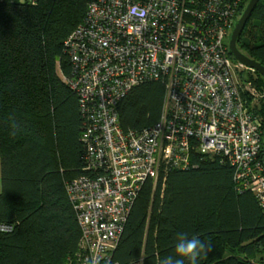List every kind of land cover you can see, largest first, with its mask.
Instances as JSON below:
<instances>
[{"label":"trees","instance_id":"obj_1","mask_svg":"<svg viewBox=\"0 0 264 264\" xmlns=\"http://www.w3.org/2000/svg\"><path fill=\"white\" fill-rule=\"evenodd\" d=\"M89 2L0 1V226L8 228L0 232V264H77L80 230L66 185L88 173L65 42ZM248 2L241 0L238 17ZM236 46L264 68V0ZM251 80L264 92L260 75ZM164 94L160 81L131 88L116 106L121 131L140 134L158 123ZM256 113L264 130V103ZM259 157L263 163L262 151ZM191 161L193 168L143 183L114 262L160 264L175 257L176 235L187 233L210 245L197 264H264V210L249 192L238 193L220 157L193 154Z\"/></svg>","mask_w":264,"mask_h":264},{"label":"built area","instance_id":"obj_2","mask_svg":"<svg viewBox=\"0 0 264 264\" xmlns=\"http://www.w3.org/2000/svg\"><path fill=\"white\" fill-rule=\"evenodd\" d=\"M240 2L90 0L65 42L88 173L66 185L80 230L77 264L94 255L99 264H118L112 255L143 183L193 168V154L229 164L238 193L249 192L264 210V130L256 113L264 92L228 48ZM146 81L164 85L160 120L140 134L123 133L116 106Z\"/></svg>","mask_w":264,"mask_h":264},{"label":"clouds","instance_id":"obj_3","mask_svg":"<svg viewBox=\"0 0 264 264\" xmlns=\"http://www.w3.org/2000/svg\"><path fill=\"white\" fill-rule=\"evenodd\" d=\"M175 257L168 256L160 261V264H197L198 258L207 255L210 245L196 236L189 238L187 233L176 235ZM178 257V258H176ZM143 258H141L142 264ZM87 264H99L98 258L94 255Z\"/></svg>","mask_w":264,"mask_h":264},{"label":"water","instance_id":"obj_4","mask_svg":"<svg viewBox=\"0 0 264 264\" xmlns=\"http://www.w3.org/2000/svg\"><path fill=\"white\" fill-rule=\"evenodd\" d=\"M258 0H249L247 3L244 11L242 12L241 16L237 20L236 24L234 25V28L231 32L229 42H228V48H229V53L232 56V58L237 61L238 63L244 65L245 67H248L252 70H254L258 75L261 76V78L264 80V68L257 63L254 60L249 59L246 57L244 54H242L238 49H237V40L240 37L243 28L248 21L250 14L252 10L254 9L256 3ZM262 158H263V163H264V142L262 145Z\"/></svg>","mask_w":264,"mask_h":264},{"label":"rangeland","instance_id":"obj_5","mask_svg":"<svg viewBox=\"0 0 264 264\" xmlns=\"http://www.w3.org/2000/svg\"><path fill=\"white\" fill-rule=\"evenodd\" d=\"M249 78H252L250 74H249ZM254 78H255V77H254Z\"/></svg>","mask_w":264,"mask_h":264},{"label":"crops","instance_id":"obj_6","mask_svg":"<svg viewBox=\"0 0 264 264\" xmlns=\"http://www.w3.org/2000/svg\"><path fill=\"white\" fill-rule=\"evenodd\" d=\"M0 188H1V186H0Z\"/></svg>","mask_w":264,"mask_h":264}]
</instances>
